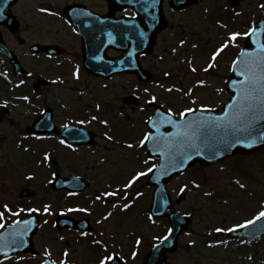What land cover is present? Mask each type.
I'll return each instance as SVG.
<instances>
[{
	"label": "rangeland",
	"instance_id": "1",
	"mask_svg": "<svg viewBox=\"0 0 264 264\" xmlns=\"http://www.w3.org/2000/svg\"><path fill=\"white\" fill-rule=\"evenodd\" d=\"M169 1L166 0L164 9L170 27L159 38L154 53L142 61L155 81L148 85L131 76L102 80L80 69L79 43L62 18L63 11L77 2L105 13L103 2L21 0L14 8L22 22L19 36L25 45L19 46L17 36L6 34L5 38L30 73L28 82L33 85L40 76L53 86L41 90L39 96L29 93V84L16 88L17 96L22 99L28 96V101L17 102L16 111L0 113L5 121L0 122V211L5 204L14 212L24 210L19 216L6 214L5 227L30 215L42 218V229L34 240L42 258L51 248L59 258L67 249L71 254L66 260L68 264H100L105 256L115 255H120L127 264H141L151 246L167 234L166 220L151 222L147 216L153 188L147 187L145 176L125 187L137 173L143 171L148 175V169L156 165V161L147 158L144 147L141 148L143 135L147 134L146 123L153 112L149 103L156 97L155 101L177 114L198 106L221 108L229 99L222 86L224 78L230 75L236 54L232 48L227 49L217 60L215 69L206 71L209 56L229 41L235 28L232 13H227L222 21L224 14L219 12L228 6V0H196L198 3L184 13H174ZM262 5L264 0H247L237 10L243 12L239 19L246 23L241 34L251 27L255 16L264 15ZM218 21L227 24L225 29L218 26ZM193 31L203 35L201 50L190 51L191 43L199 44L195 38L190 45L178 46L179 41L186 40L185 34ZM36 43L56 44L67 53L56 59L31 56L28 48ZM74 62L78 64L74 66ZM0 87L4 99L5 87L1 84ZM129 96H136L140 103L126 105L123 100ZM46 107L54 111L57 125L84 121L85 126L96 132V145L71 152L60 147L56 136L42 139L29 136L27 129ZM103 121H107L106 127ZM129 144L133 147H127ZM70 175L89 181L90 188L76 198L52 190L55 177ZM237 180L245 187L241 188ZM23 190L32 192L33 197L20 199ZM168 191L176 211L193 220L179 240L177 253L169 256L171 264H264V238L256 244L242 245L229 241L223 234L227 229L254 221L264 211V150L246 159L237 157L208 168L196 167L176 178ZM110 192L117 194L107 195ZM125 204L129 207L125 208ZM46 205L50 206L47 213ZM68 209L73 210L75 217L91 220L94 227L91 235L59 234L55 230V218L59 214L67 215ZM217 228L223 231L217 232ZM40 259L21 257L0 264H39L43 261Z\"/></svg>",
	"mask_w": 264,
	"mask_h": 264
},
{
	"label": "water",
	"instance_id": "2",
	"mask_svg": "<svg viewBox=\"0 0 264 264\" xmlns=\"http://www.w3.org/2000/svg\"><path fill=\"white\" fill-rule=\"evenodd\" d=\"M17 1L18 0H0V24L10 29H13V27L18 28V23L10 11L11 7L16 4ZM110 1L120 9L125 6L134 7L141 18L137 21L123 22L115 21L112 19L113 17L102 20L95 15L85 13L80 15L81 18L79 21L73 20L71 23L77 28L84 41L85 66L92 73L102 76L110 77L116 73L126 72L137 74L140 79L146 80V73L137 65V56L140 53H148L152 49L155 36L159 31L158 23L160 21L159 8L161 0ZM179 1L184 0H175V2ZM69 16L74 17L73 13H70ZM143 23L147 24V28H141ZM1 46L2 41L0 37V47ZM109 48H114L119 51L123 50L126 52V55L118 61H104L106 50ZM161 113H156L149 123L152 135H150L151 139L148 144L149 156L152 158L158 156L161 159V165L155 170L149 181L150 186H158V190L155 192L153 206V213L158 216L164 215L168 209L173 210L170 205V198L165 191V187L172 176L183 173L188 168L195 166L198 162L201 163L202 166H208L228 156L235 154L246 155L264 147V141L260 143L252 142V140L248 141L247 136H240L239 142L227 149H223L221 144L216 149L202 144L200 147V154L197 155L195 149L181 147L183 137L177 136L176 134L178 131H182V129H177L174 125L168 126L171 128L169 134H167L171 137L170 140L155 139V137L157 138L162 134L159 132H164L167 128V126H164L165 124L160 122ZM208 115H211V117L219 116L216 112L203 113V115L192 114L189 116L188 120L201 116L207 117ZM41 122L45 125L44 131H56L60 133V129L55 128L52 124L49 114L46 115ZM153 122H155V126ZM67 132L69 131L63 130L61 135L64 136ZM235 134L236 133L233 135ZM81 137V135H78L76 137H71V139L74 138L78 140L77 142H73L76 144L91 143L90 139L87 137H85L87 140H79ZM208 138L211 142L216 143V139L211 133L208 134ZM180 151H182L181 155ZM216 152L222 154L218 155ZM173 155L175 157L174 159H172ZM183 155H187L190 159L183 157ZM61 182L62 181H59L56 184V188H60L59 185ZM74 189L79 190L82 188ZM169 220L173 226L172 238L166 244L155 248L144 264H157L159 255H163L166 251L174 252L176 250L177 239L183 229L187 228L189 220L180 218V216L173 211L169 216ZM36 224L37 222L34 220L32 226L33 230L29 237L36 232ZM64 226L65 225L62 227ZM263 234L264 224L254 233V240H258ZM113 264L122 263L116 260Z\"/></svg>",
	"mask_w": 264,
	"mask_h": 264
},
{
	"label": "snow or ice",
	"instance_id": "3",
	"mask_svg": "<svg viewBox=\"0 0 264 264\" xmlns=\"http://www.w3.org/2000/svg\"><path fill=\"white\" fill-rule=\"evenodd\" d=\"M261 7H264L262 5ZM43 11V10H42ZM255 33V29H252L248 32L243 33L244 36L249 37ZM241 35L239 32H234L228 38L230 42H235L238 37ZM229 47V43L222 44L221 47L216 49L212 56L211 61L215 62L217 57L221 55V53ZM246 58L242 61H238L241 67V75L244 76V81L241 82L239 88V98L236 101H233L232 104L228 105L229 109H232L231 112L225 111L223 116L221 117H195L192 120H187L185 117L188 113H194L196 109L188 108L184 112L180 113V117L184 120V123L181 125L170 117L163 121L168 124H173L177 129H182V131L177 132V136L183 137L181 141V147H186L189 149H195L196 154H200L201 145H207L213 149L219 147L220 144L228 145L229 147L234 146L235 143L239 142V138L236 141L230 143L229 138L234 133H246L247 137L255 141H264V45L260 46V49L255 53H243ZM235 63V62H234ZM214 66L213 63H209L208 68L211 69ZM193 71L196 69L193 68ZM208 69H206L207 71ZM203 83V82H201ZM173 89H168L171 92ZM27 99V98H25ZM153 101L156 100V97L152 98ZM210 111V109H206ZM171 112V110H169ZM92 119H96L93 117ZM81 124L84 121H80ZM103 123L107 124V121H103ZM154 126H155V122ZM257 124H260L261 127L257 128ZM211 133L215 139L216 143H213L209 140L208 134ZM111 139V137H108ZM151 136L146 134L141 141V145L145 144ZM63 143V141H61ZM127 147L132 148L133 145L129 144ZM216 154H222L216 152ZM47 158V157H46ZM174 155L172 159H174ZM190 159V157H187ZM183 162V161H181ZM163 167V166H162ZM153 169L149 168L148 172H152ZM147 175L146 172H139L135 176H133L125 185V187H131L140 177ZM237 184L241 188H244L245 185L241 184L240 181H236ZM199 187V185H197ZM185 189H181L183 192ZM117 193L110 192L107 193L109 196H115ZM210 195V193H208ZM99 199V197H97ZM125 208L129 207L128 204L124 205ZM3 211H0V221H3L6 217V214H10L12 216H19L20 212L24 211L21 209L18 212L12 211V209L5 204L3 206ZM30 212H36L38 209H29ZM50 206L44 207V212H49ZM70 211H73L70 209ZM83 211V210H82ZM109 216L112 214L109 213ZM107 218V217H106ZM264 218V211H260L256 216V220H260ZM25 224H30V221H23ZM21 223L20 220L14 221V224L19 225ZM254 223L253 220H249L247 224ZM247 224L241 225L240 227H247ZM5 224L0 222V229H3ZM228 231H235V229H227ZM217 232L223 231V229L217 228ZM27 229L20 230L18 232L12 233L14 237L12 240L13 244L19 243L23 244V236L26 234ZM86 234V233H85ZM171 234V230H169V235ZM169 237H163L164 240H167ZM96 243H100L96 241ZM139 243V241L137 242ZM67 255V253H65ZM116 257L114 256H105L101 259L100 264H113Z\"/></svg>",
	"mask_w": 264,
	"mask_h": 264
},
{
	"label": "flooded vegetation",
	"instance_id": "4",
	"mask_svg": "<svg viewBox=\"0 0 264 264\" xmlns=\"http://www.w3.org/2000/svg\"><path fill=\"white\" fill-rule=\"evenodd\" d=\"M9 82H10V80H9Z\"/></svg>",
	"mask_w": 264,
	"mask_h": 264
}]
</instances>
